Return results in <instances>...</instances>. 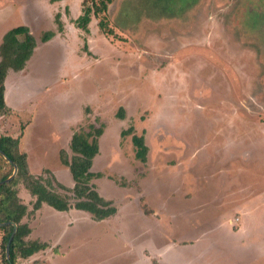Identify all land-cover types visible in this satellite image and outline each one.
<instances>
[{
  "label": "rangeland",
  "instance_id": "1",
  "mask_svg": "<svg viewBox=\"0 0 264 264\" xmlns=\"http://www.w3.org/2000/svg\"><path fill=\"white\" fill-rule=\"evenodd\" d=\"M87 6L0 0V43L19 26L35 41L6 78L16 113L0 134L34 175L71 188L60 150L102 130L92 183L115 209L94 221L43 205L25 221L46 248L15 264H264V0H112L80 26Z\"/></svg>",
  "mask_w": 264,
  "mask_h": 264
},
{
  "label": "trees",
  "instance_id": "2",
  "mask_svg": "<svg viewBox=\"0 0 264 264\" xmlns=\"http://www.w3.org/2000/svg\"><path fill=\"white\" fill-rule=\"evenodd\" d=\"M112 0H90V6L83 9L82 16L78 19L80 26L90 20V16L98 17L105 14L108 4ZM107 21L101 17L97 23L98 29L104 35H111L112 31L107 26ZM48 36H44L42 41H47ZM35 41L30 31L26 27H15L7 31L0 43V117L12 114V110L6 105L4 99V81L9 70L21 71L29 60L35 46ZM121 114L122 111L120 110ZM121 114H118L121 116ZM125 132V134H130ZM102 130L95 129L89 131L80 130L74 132L70 138L68 149H61L59 152V162L66 167L70 173L73 185L67 188L60 184L49 170H44L48 174L47 178L34 175L28 166L27 155L19 146L17 138L0 134V151L5 157L16 165L17 173L8 183L0 186V226L1 240V261L3 264H15L16 260H26L34 253L46 248L45 244H39L29 239L31 228L25 221L33 217L43 205L58 212H66L71 209L88 213L92 220L102 221L115 214L112 202L103 199L92 183L94 179L100 177L99 174L91 172L93 159L99 152L98 138ZM132 143L135 147V156L145 162L147 147L142 137L132 135ZM0 162L7 167V170L0 175V182L11 176L13 166L1 155ZM22 185L24 190L33 199L30 203L31 209L22 203L19 198L18 186ZM56 188L68 192L71 195L60 194ZM14 223L16 232L9 244V259H6L5 248L12 233Z\"/></svg>",
  "mask_w": 264,
  "mask_h": 264
},
{
  "label": "water",
  "instance_id": "3",
  "mask_svg": "<svg viewBox=\"0 0 264 264\" xmlns=\"http://www.w3.org/2000/svg\"><path fill=\"white\" fill-rule=\"evenodd\" d=\"M0 155H1V156H2V157H3L8 163H11L12 166H13V172H12L11 176H9L6 180L1 181V182H0V186H1V185L5 184V183L10 182V181L15 177V175H16V173H17V168H16V165L13 164L10 160H8V159L5 157V155H4L1 151H0ZM5 224H11V225L13 226L12 233H11V235H10V237H9V240H8V242H7V244H6V248H5V256H6V259L8 260V259H9V244H10V242H11V240H12V238H13L15 232H16V226H15L14 223H11V222H10V223H5ZM2 225H4V224H0V226H2Z\"/></svg>",
  "mask_w": 264,
  "mask_h": 264
},
{
  "label": "crops",
  "instance_id": "4",
  "mask_svg": "<svg viewBox=\"0 0 264 264\" xmlns=\"http://www.w3.org/2000/svg\"><path fill=\"white\" fill-rule=\"evenodd\" d=\"M14 28H15V27H14ZM11 29H12V28H11ZM9 30H10V29H9ZM9 30H8V31H9ZM6 32H7V31H6ZM6 32H5V33H6ZM2 36H3V35H2ZM2 36H1V37H2ZM26 63H27V62H26ZM25 67H26V64H25ZM25 67H24L21 71H18V72H14V71H11V70L8 71L7 74H6V78H9V77H10L11 75H13V74H17V73H20V72L23 73ZM10 72H12V73L8 75V73H10ZM6 78H5V81H6ZM5 81H4V84H5ZM4 99L6 100V98H5V86H4ZM5 103H6V105L12 110V114L16 113L15 109H13L10 105H8V103H7L6 101H5ZM0 118H1V117H0ZM30 239H31V238H30ZM40 252H41V251H40ZM29 258H30V257H29ZM26 260H27V259H26ZM26 260H22V261H26Z\"/></svg>",
  "mask_w": 264,
  "mask_h": 264
}]
</instances>
